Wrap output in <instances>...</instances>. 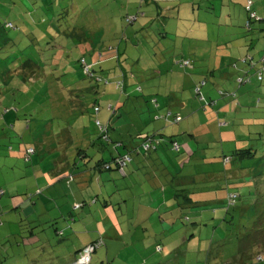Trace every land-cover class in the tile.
<instances>
[{
    "label": "rangeland",
    "instance_id": "obj_1",
    "mask_svg": "<svg viewBox=\"0 0 264 264\" xmlns=\"http://www.w3.org/2000/svg\"><path fill=\"white\" fill-rule=\"evenodd\" d=\"M52 1H61V6L65 7V10L70 8L74 10V7L69 3L70 0ZM183 1L192 2V0ZM214 1L219 0H212L211 2L202 0L200 3L198 2L199 10L196 16L194 14L186 19L183 17L177 18V15H174L171 19H167V25L164 26L157 22L152 23V31L146 28L141 33L139 29H142V27L139 26V21H135L129 26L123 24L125 12L120 14L117 23L110 22L113 13H117L115 8L120 3L115 7L106 0H82L81 10L84 15L82 16L76 12L72 13L75 15V17H71L74 24L69 25L71 27L66 29L68 30L66 34L70 33L73 28L86 26L88 36L93 37L95 35V42L98 40V35L101 37L99 39L101 42L96 43L94 47L95 50L100 44H103L104 48L106 47L108 50V46L115 47L120 41L123 43L130 41L131 49L125 48L123 50L127 52L125 55L127 61L124 65V61L121 63L126 71L127 82L124 90L121 91L118 88L119 86L116 85V82H120L122 79L120 65L116 61L102 62L101 64L103 73H105L104 70L111 68L105 75L110 80L108 85L103 83L94 84L92 80L88 79L79 62H77L81 56H85L87 60L90 58L91 51H93L92 46L89 43L78 44L76 39L69 37L61 40L48 37L47 40H50L51 45H62L65 52L58 56H52L54 52H51L50 47H45L47 52L42 53L43 55H37L43 60L39 63L37 68L39 72L35 76V80L41 82H38L35 87L38 88L44 84V90L41 87L37 94L30 92L27 97L20 95L18 98L20 103L16 104L15 107L14 103L11 105V110L15 113L17 111L25 113L23 116L24 121L30 124V130L26 132V136L21 137L19 135L18 141H21L22 146L24 144L33 146L39 153L42 146L47 148L53 142L54 145H57V143L64 145L67 138L64 132H67L72 139L73 146H71V149H75V146H77L87 150L93 148L90 147L89 142L87 143L89 136H91V139L97 136V129L94 124L95 118L100 119L102 123H107L110 117L109 105L115 108L116 106L121 107L118 108L117 113H111L112 118L118 115L117 120L109 124L111 127L118 126L120 122L121 125L124 124L123 127L125 128L128 127L129 129L131 126L140 129L145 134L146 131L154 132V129L151 128L156 126L157 121L153 119L151 113L147 110L149 107L144 106V112L149 113L141 115L142 121L136 118L133 111V104L137 100L135 97H138L137 101L142 100V105L144 97L153 95L163 97L162 93L155 91L161 81V78L157 76V72L161 70L165 74L167 71L170 74L174 73L179 80H182L184 86L180 89V100L176 102L172 100L167 104H178L180 108V104L185 103L188 105V111L182 113L180 110H175L182 116V120L179 124H171L167 128L170 131L176 130L177 127L186 128L187 131L184 132V130L183 132L187 137L185 142L181 143V151L182 154L184 151H188L189 154L188 157L185 153L178 157L180 160L187 159L182 169H178L176 163H173L168 173L173 176H177V173L181 176L189 175L195 180V183H187L186 187L192 194L193 201L197 203L194 206L185 205L182 215L180 213L179 218L177 217L176 227L182 228L183 231H175L174 236H165L161 240L163 223L162 226L160 224L152 226L151 223L143 222L146 224L145 228L147 230L139 227L137 236H127L128 228L124 229L123 227L125 221H120V224L117 222L118 214H122V209L118 208L116 202L114 208H116L118 214L114 212L112 215L114 219L111 216L106 218L105 212V216H103L104 213L92 212L91 216L81 220L79 215L76 214L77 211L70 208L68 195L65 196L60 193L52 197L47 195V197L42 198L37 195L38 191L34 190L35 186H33L36 180L33 177L35 173L38 182L43 180V175H45L43 171L45 169L44 163L38 162V154H36L33 161L31 160L26 167L22 166L21 163L14 164L12 160L6 158L5 151L6 149L9 150V147L12 149L17 145L14 141L9 143L8 139H5V141L0 142V174H3L0 179V189H4L6 193L5 184H8L13 191L23 194L22 196L26 197V200H32V203H36V207L32 214H27V211L21 208L8 207L3 208L2 211L0 207V264H79L75 261L79 259L78 255L70 259L77 250L84 247L82 239L75 235L74 231L82 225L91 227L96 221H98L97 225L101 228L105 226L109 231L107 235H104L106 240L107 237L112 236V230H115L114 234L116 233L117 236L121 237L116 242L111 240L107 248H109L110 253L122 251V255L119 254L118 257H114L115 260H112L113 256L109 253L105 255L104 246L102 247L104 252H98L95 257V254L91 253L90 256L93 254L92 257L85 264H264V174L262 173L261 176V173L257 170H255L256 173L251 174L254 176L253 180H255L258 187L261 186L259 195L262 198L252 200L247 194V188H244L245 191L243 192L242 189H238L236 191L239 198L236 205L232 209H227L225 205L227 197L225 188H230L229 183L231 181L229 182V177L235 166L239 164L235 163L230 168L231 165H224L222 161L223 155L230 156L233 151L247 149L248 147L257 149L254 161H262V158H264V110H259L258 107L251 109L255 118L252 117L250 120H248V115L242 112L232 121L222 112L218 113L221 105H229V103L223 102L224 100L228 101V98L221 99L219 97L218 89L225 92L235 91V93L240 91L235 86L236 80L233 76L240 74L238 70L243 69L239 62L245 49L241 47L236 49L235 47L238 44L235 40H240L239 43L242 40L247 42L250 38H254L255 32L252 31L247 34L244 28L239 29V33L232 32L226 20L225 14L227 11L222 13V0L220 2ZM1 2L6 6V8L1 9V12L7 10L8 15L15 20V15H10L12 11L7 9L11 7L12 0ZM243 2L246 4L245 0ZM260 2H263V0H253L252 6L258 19L264 15V10H259ZM242 5L244 4L242 3ZM26 7L31 11L33 10L30 5ZM121 8L125 10L124 7ZM241 10L236 9V14L238 18L244 19L245 13ZM240 11L241 13H239ZM43 12L45 17L44 22L41 24L47 25L49 18L53 15L48 12L47 16L46 11L43 10ZM129 12L127 16L133 15L131 10ZM0 18L2 19L1 22H5V13H2ZM55 24L54 21L55 30L59 36L62 35V32H58L61 27L58 29ZM234 26L236 28L242 27L241 24L236 23ZM14 30L16 31V29ZM10 31H13V29ZM137 31L139 37L135 38ZM109 34L116 35L111 36ZM48 53L50 54L46 55ZM182 59L192 62L193 69L185 70L178 67L175 63ZM137 60H140L138 64L136 63ZM159 61H163V64L159 65ZM219 61L220 65L218 64ZM227 62L235 63L238 67L237 69L229 67L228 72H230L231 81H227V84L224 85L223 82L220 83L223 79L219 78L218 73L227 69ZM217 64L218 70L217 73H214L215 77H213L214 75L208 73L207 67L214 68ZM98 66L97 64L95 66L94 70L96 72L100 70ZM220 66L223 69L220 70ZM191 73L193 79L197 81L200 79L206 80V85L201 90L205 96L204 102L197 98L193 88H188L190 84L188 77ZM74 82H78L82 88L88 89L91 85H97L95 93L92 90L90 92L86 90L72 94L74 87L71 84ZM133 82H135V85ZM199 82H202V80ZM244 86L241 87V90H245ZM138 87L141 88V91L137 89ZM246 88L248 90L252 89L251 92L253 93L251 95H253L255 104L259 102L256 100L257 98L264 97V93H262L264 86L259 85L257 82H253ZM127 96L131 98H127ZM81 97H86V99ZM78 101L85 108L82 113H78L81 110L74 112L75 109H81L75 106ZM210 101L218 102L214 106L215 110L209 106L203 110V106L210 103ZM94 103L100 108L96 117L92 108ZM161 103L163 104V100H161ZM123 105L130 107V111L126 114L124 110L127 111V109ZM5 106H8V104L5 103ZM45 112L50 114L47 120L43 119L42 116ZM9 120V118H6L7 123L10 122ZM158 121L157 126L164 123L162 120ZM7 128L1 127L2 130ZM9 130H11L10 126ZM43 131L44 133H42ZM83 131L86 132V135ZM110 131L113 132L112 129ZM52 133H55L54 137H52ZM189 134L192 135V138H189ZM138 142H140V139L135 136L125 143L137 146L139 145ZM188 144L191 145V150L188 149ZM74 149L68 155L72 159L76 156ZM121 150L124 151V149ZM100 156H103L106 160L110 159L108 151ZM100 156L99 154L94 155L91 162L96 158H100ZM77 159L80 163L83 158ZM9 167H13V169L11 170ZM79 167V171L83 170L85 172L83 165ZM35 170L37 171L35 172ZM91 173L92 177L97 178L93 171ZM200 177L204 178V181H201ZM75 178L77 177L75 176ZM171 180L163 179L162 185L157 186V190L152 193V198L158 201L152 208L153 214L151 215L154 217L159 216L157 210L163 206L161 204L163 202V198L161 199L162 192L160 191H163L164 187L167 188L166 198L172 192L167 187L170 186L169 182ZM41 185L39 184V186ZM26 189L30 190L29 193L24 191ZM150 189L152 190V188ZM6 196L7 194L2 195L1 198ZM48 197L49 199H47ZM106 201H108V198H106ZM97 202L101 210L103 207L101 199L94 204L89 202L88 205H96ZM71 203H73V199ZM134 207V201L128 204L127 212L129 215H132ZM67 209L70 210L72 218L69 219L70 223H67L68 228L65 229L62 225V219L52 220L50 216H56L58 210L66 213ZM174 210L178 212L177 207ZM5 213L7 214L5 215ZM181 216L182 220L188 218L197 225L183 224L179 221ZM129 221V225H133L131 220ZM183 232L185 236L181 234ZM34 236L35 238L32 240ZM155 239L157 241H154ZM128 250L134 253L130 258L123 256Z\"/></svg>",
    "mask_w": 264,
    "mask_h": 264
},
{
    "label": "crops",
    "instance_id": "obj_2",
    "mask_svg": "<svg viewBox=\"0 0 264 264\" xmlns=\"http://www.w3.org/2000/svg\"><path fill=\"white\" fill-rule=\"evenodd\" d=\"M1 1H5V0H1ZM1 1H0V15L2 13H5L6 20L5 22H1L2 19L0 18V142L4 141L7 137L8 138L10 137L9 135L10 130L7 128L9 124H11L10 126H12V129H13L12 135L14 136L11 139L9 138L10 142L11 141L17 142V140H19L17 135H20L21 137L26 136V132H29L30 130V124L24 121L23 116L25 115V113L21 111H17L16 112L17 116L15 118H13V115H12L14 111L11 110V105L13 103L14 105L20 103L18 101V98L20 97V95L17 96L15 94V96L13 97L14 100H12L9 97V95L11 94V92L13 93V91H15L14 89H17V91H15L17 93L18 92L23 93L24 97H27L30 92L35 93V94L39 93V90L41 87L44 90V87H45L44 84L42 86L39 85L40 87L38 88L35 87L38 84V82L41 83L40 80H38V82L35 80V76H37L39 72V70H37L39 63H41L43 60L42 58H39L37 55H43L42 53H46L47 51H45L46 49L45 47L47 48L50 47L51 52H54L52 56H58L59 54L65 52V48L62 45H58V44L51 45L50 40H47L48 37H52L53 39H58V40L59 39L61 40L67 37L75 39L76 38L75 35H81V36L88 37V42H86V44L89 43L92 46L93 51H91L92 55L90 56V58L88 60L87 59L85 60L88 61V63L90 64H96L98 61L100 62L101 61H104V62L116 61L120 65L121 74L124 72L126 75V71L123 65L125 64L127 60L125 59L126 53L123 50L125 48L131 49L130 44H128L127 42L123 43L122 41H120L119 44L116 45L117 46L116 48H119L118 57H116L115 54H112L111 55L112 58L110 57L107 58L104 55L99 54L100 52H105L107 50L106 47L104 48L103 44L98 45V47H96L97 48L96 50L94 48L96 43L101 42V40H99L101 37L98 35V40L97 42H95L94 41L95 35H93V37L91 36L89 37L87 34L88 30L86 26L83 25L80 27L78 26L76 28H73L72 31L75 32V34H73L74 36L70 34L72 31L66 34V32H68V30L66 29L69 27V25L74 24V22L71 21V17H75V15H73L72 13L76 12L82 16L84 15V13L82 14V10H81L82 0H70L69 3H71L72 7H74V10L71 8L65 10L64 9L65 7L61 6V3H60L61 1L55 2L52 0H19V1L12 0L11 7L7 9L12 11L10 15L11 14L15 15L16 17L15 20L8 15L7 10H4L3 12H1L2 8H6V6H4ZM106 1L110 2V4L112 3V5H114L115 7L117 6L118 3H120V5L117 8H115V11L117 13L115 14L113 13V16H111L110 22L117 23V20L120 14H123V12H125V16H126V15H129L130 13L129 10H131L133 14H136L137 11H143L144 16L142 17V19L139 20V26L142 27V29H139V30L142 33L146 28L151 29L152 23L155 24L157 22L158 24H162L164 26L167 25L168 24L167 19L169 18L171 19L174 15H177V18L183 17L186 19L191 17L194 14L196 16L199 10L198 2L200 3L202 0L200 1L192 0L191 3H188L187 1H183V0H147L144 3L140 2V0H106ZM211 1L212 0H209V2ZM243 1L244 0H222L221 1L222 13L227 11V13L225 14L227 17L226 20L228 21L230 25V29H232L231 31L234 33L236 32L239 33V29H242V27L240 26L236 28L234 24L235 23L241 24V26H243L246 20L245 18L244 19L238 18L236 14V9H242L241 11H243V7H242ZM214 2H220V0L214 1ZM27 5H30L33 10L31 11V9L26 7ZM259 6H260L259 10H264V0L263 2L259 3ZM121 7H124L123 9L125 10H122ZM43 10L46 11L47 16H48V12L53 15L52 17L49 18L47 25H43L44 23L41 24L42 22H44V17H45V13L43 12ZM241 11L239 13H241ZM260 17L262 18L260 23L255 25V27L258 28V30H260V31H257L258 34L260 35L259 37L258 35H255L254 37L257 38L259 43H261L259 50H263L264 49V15ZM39 18L40 20H38ZM54 21L56 22L55 25L58 27V29L61 27L60 30L58 31L59 33L62 32V35L60 36L55 30V27L53 25ZM4 23L5 24L10 23L12 25V28H6L3 25ZM12 29L13 31H10ZM14 29H16V31ZM149 31H152V29ZM136 33H138V31ZM109 35L115 36L116 34H109ZM235 41L238 44V46L235 47L236 49L240 47L244 48V46L247 44L245 40H242L240 43H239L240 40L238 41V39ZM245 52L246 51L244 50V53ZM49 54L50 53L46 55H49ZM123 61L124 63L122 65L121 63ZM136 63L138 64L139 62L137 61ZM34 64H37V66H35ZM158 64L159 65L163 64V61H159ZM218 64H220V61L218 62ZM108 69L111 70V68H108ZM171 74L175 76L173 73ZM171 74L169 73L163 74L161 70L157 72V76L160 77L162 80L157 85L155 91L162 93L168 99L167 101H163V104L162 106H160L158 113L165 114L170 111L172 113L174 112L175 114L179 115L178 111H175L174 109L175 107H178L179 105L178 104L175 105L173 103L168 105L167 102L172 101V100L173 102H176L179 100V97L178 95L176 96L174 90L176 88L182 89L184 84L182 83V80H177V78L175 79L172 78V81H171L170 79ZM105 75H101V76L104 77ZM222 79L224 80V78ZM124 82L125 83L127 82L126 77L124 78ZM133 84L135 85V82H133ZM14 85H17L18 88H14L13 87ZM72 86L74 87L73 92H71L72 94L73 93L75 94L81 91H86V90L90 92L91 87H92L91 85L89 89L82 88V86L78 82H74ZM130 86L132 85L130 84ZM192 87H193V81L190 82L188 88L191 89ZM127 98H131V97L127 96ZM151 98H155L159 101L162 100L161 95L147 96L143 98L144 102L142 105V100L139 99L140 101H137L138 97H135V99L137 100L135 104H133L134 106L133 111L135 112L136 118L138 120L142 121L143 119L141 115L149 113V112L151 113L154 119V116L156 115V111H154V109L149 103V100ZM5 103H7L8 106H5ZM228 103H229L228 106H225V104L224 106L221 105L220 109L218 110V113L222 112L224 115H227L228 112H224V111H226L229 108L230 110L229 113L232 114V119H231V116L229 118L232 121L240 113H239L238 108H236V105L234 102H228ZM75 106L76 107L82 106V104L78 101V103ZM119 106H120V103H119ZM123 106L125 107V105ZM144 106L149 107V109H147L149 110V112H144ZM118 108H121V107L116 106L112 114L117 113ZM125 108L127 109V111L124 110V113L126 114L130 111L129 109L130 107L127 106ZM84 109L85 108H83L82 110L75 109L74 112L75 111L78 112L79 110H81L78 113L80 112L82 113ZM178 110H180L182 113H187L188 105L185 103H181L180 108ZM131 111H132V108H131ZM42 116H43V119L47 120L50 114L48 112H45L44 114H42ZM6 118L10 119L9 123L6 122ZM116 118H118V115L115 118H110L111 120L108 118L107 120L108 124H110L111 122L114 123L117 120ZM248 120H250V118ZM29 121L31 122V119ZM158 122L159 121L156 122V126L154 128H151V129H154V132L150 133L146 131V134L147 133L153 134L155 132L156 133L160 132L163 135L169 136L170 134L176 133V132H178L179 134L186 129L184 127L182 128L177 127L176 130L174 129L173 131H170L167 128L169 127V125L165 124L164 122L163 124H160L157 126ZM229 124L230 123L228 122V125ZM123 126L124 124L121 125L120 122L118 123V126L111 127V125H109L110 129L113 130L111 134V138H112L111 140L117 143L122 142L125 145V146L123 145V147L126 149L125 151L128 153H131L132 150L135 148V146L127 145L125 142H128L130 139L132 140V138H134L135 136L137 137V131H140L138 134L141 136H144L146 134L142 133L140 129L132 128L131 126L128 129V127L125 128ZM1 127L7 128V129L2 130ZM186 131L187 130H185L184 132ZM42 133H44V131ZM84 134L86 135V132H84ZM64 135L67 136L64 142V145L59 144V143H57V145H54V142H53V143H50L47 148L42 146L41 151L37 153L39 157L38 162L39 160L40 162L42 160H45L46 156L48 157L49 155H52L55 152L62 154L61 157L53 160L52 162L53 167H50L52 170L46 169V168L43 169L45 173V175H43V180H40V182H38L39 180L36 179L35 177L36 174L34 173L35 176L33 178L38 183V186L35 187L36 190L38 191V194H39L38 196H41V198L47 197V195H49V197H52V196H55V194L59 195L60 193L64 194L65 196L68 195L70 208L72 205L71 204L72 202L71 198H72L74 200L73 203H75L72 208L75 211H77L76 214L79 215V218L81 220H83L87 216H91L92 212H96V213L105 212L106 216H105V213L103 214V216H105L106 218H110L111 216L114 219L112 215L114 214V212L116 213V208H114V203L116 202L118 204L117 205L118 208L122 209V214L119 215L118 213H116L118 214L117 222L118 224H120L121 223L120 221H125L123 222V227L124 229L128 228L126 234L127 236H130V237L137 236V233H138L137 229L139 227H141L143 230H147L145 228L146 224H144L143 222L151 223L152 226L156 224H160L162 226V223H163V227H162L163 236L160 238L161 240L165 238V236H171V235L174 236L175 231L182 230V228L176 227L177 220L179 218L178 216L180 213L174 210V208L177 207V209H179L178 206L183 205V204L189 205V206H194V204H197L193 201L194 198H192V195L190 194L189 189L186 187L187 183L188 184L195 183V180L189 175L181 176L180 174H178L177 176H173L168 173L170 171V166H167L166 164H164V161L170 162L171 160L169 156L170 152H168L167 150L168 147L159 148V150L156 151V153H153L147 156V158L140 157L137 154L136 155L132 154L133 163L135 166L132 165L129 167V169L127 167L128 170L126 171L125 175L122 176L123 179H120V177H118L116 173H114L115 171L108 172V173H102V174L98 172L99 173L98 174L96 170L94 171L90 169L88 170V167H86L84 164L86 163L85 161L88 159L87 157L88 154L92 152L91 151L92 149L88 150L87 152L85 151L80 152L78 147L75 146V149L73 148L76 153V156L74 155L75 159L77 157L83 158L81 160V163L82 165H84L85 172L78 174L77 176V181H79L78 185L75 186L74 189H72L71 187H67V186L66 188H64L63 187L64 183L56 180V176L61 177L62 174L68 171L69 169L68 167H70L66 159L68 158L67 155L73 150L71 149V146H73L72 139L69 133L64 132ZM54 136H55V133H52V137ZM188 136L189 138H192L191 134H189ZM94 138L95 136L93 137V139ZM93 139H91V136H90L87 140V143L88 142L90 143V147L97 148L98 143L92 142ZM188 146L191 150L192 148L191 145L188 144ZM20 150H21L20 148H17V149L13 148V150L10 152V156H12L11 158H13L16 161L20 159L19 158L20 155L18 154ZM7 153L8 152L6 150L5 154ZM178 160L176 158L174 159V162L173 161L171 162L177 163ZM21 164L22 166L26 167V164L22 162ZM9 169L12 170L13 167H9ZM36 171L37 170H35V172ZM91 171H93L94 174L97 175V178L92 177ZM1 175L3 174H0V179H1ZM24 177L26 176L24 175ZM163 179L167 181L169 179H172L169 182L170 186H167V187H169L171 191L175 189L176 191L175 198L177 200L172 198V194H173L172 192H170V196L166 198L165 192L167 188L163 186L164 187L163 191L162 190L160 191L162 192L161 199L163 198V202H161V204L163 206L161 207V209H158V210L155 209L158 211L159 216L154 217L153 215H151L153 214L152 208H153V205L157 204L158 201L152 198V193L153 191L157 190L158 188L157 186H160V184L162 185ZM199 179L201 181H204V178L202 177H200ZM54 180L56 181L54 182ZM81 182L84 184H82ZM39 184H42V185L39 186ZM5 186L9 188L8 184ZM150 188H152V190ZM182 190L185 191L184 192L185 194H183V196H182V193H180L182 192ZM186 192L189 193V198L191 200V201L188 200L189 201L188 203H186L187 198H185V195L187 194ZM92 195L96 196L98 201L100 199L102 200L103 207L101 210H100V205L98 202L96 205H91V206L85 205L87 204L86 201ZM49 197L47 199H49ZM106 198H108V201H106ZM79 200L80 202L85 203V204L83 207H80L79 209H77L75 205L77 204L76 201H79ZM132 201H134L135 207L132 212V215H129V213L127 212V206ZM155 201L156 203H154ZM11 204L15 205L17 209L21 208L27 211V214H30V213L32 214L35 211V207H36V203H32V200L30 201H28V199L26 200L25 197L12 199ZM67 215H68V218L66 219ZM56 217L57 219L60 218L63 220L62 225L65 229H67L68 228L67 221H69V219L72 218L70 210L67 209L66 213H63L61 210H58V212L56 213ZM129 220H131L133 225H129L130 223ZM73 222L78 224L74 220ZM97 224H98V221H96L91 227L82 225V227H79L78 230L74 231V233L75 235H77L79 238L82 239L83 246L92 243V241L98 239L99 237H102L103 239H105V242H106L105 250H104L105 252L102 251L101 249L94 253L95 254L94 257L96 256V254H98V252L100 253L101 251L104 252L105 255L109 253L111 256L116 255L115 258L118 257L119 254H122V251H116V252L110 253L109 248H107V245H110L111 240H115L116 242V240L121 239V237L117 236L116 233L114 234L115 230H112L113 231L112 236L107 237V240H106L104 235H107L109 231L107 230L105 226L101 228ZM193 224L194 223H192V226ZM184 232L181 234L185 236ZM34 238L35 236L32 238V240ZM151 240L153 241L152 237H151ZM154 241H157V239H155ZM125 245L127 244L125 243ZM79 251L81 250H77L70 259L77 257L78 253H80ZM133 254H134L133 251L129 252L128 250L126 254L127 255L126 258H130L131 256H133Z\"/></svg>",
    "mask_w": 264,
    "mask_h": 264
},
{
    "label": "trees",
    "instance_id": "obj_3",
    "mask_svg": "<svg viewBox=\"0 0 264 264\" xmlns=\"http://www.w3.org/2000/svg\"><path fill=\"white\" fill-rule=\"evenodd\" d=\"M145 1H147V0H140V2H143V3ZM245 1H246V4H245V2H243L244 5H242V7H243V12L245 13V19L246 20H245V23L242 26V28H244V31L247 34H248V32L250 33L252 31H254L255 35H258L257 31H260V30H258V28H256L255 25L259 24L262 18L259 17V19H257L256 13L253 11V7H252L253 6V0H251L252 5H251V8H249V9L247 7V1L248 0H245ZM251 14H253L255 16V18H251L250 17ZM143 16H144L143 11H137L136 14H133V15H130V16L126 15L125 18H124L123 24H126L127 26H129L130 24L134 23L135 21H139ZM3 25L5 26V23ZM70 34L73 35V34H75V32L72 31ZM70 34H69V36H70ZM75 37H76L75 39L77 40L78 44H84V43L88 42V37L81 36V35H75ZM138 37H139L138 33H135V38H138ZM142 38H144V37H142ZM127 43L130 44V41H128ZM134 45H137V44H134ZM260 45H261V43L258 42L257 38L256 37H254V38L252 37V38L249 39V41H247V44L244 46V49H245L246 52L244 53V55H242L243 57L241 56L240 62H239L243 66L242 67L243 69H239L238 70L240 74H238L235 77L233 76V78L236 80L235 81V86H236L237 89L239 88L238 90H240V91L238 93H235V91H233V92H229V91L225 92L223 90L218 89V91H219L218 95H219V97L221 99H227L228 98V101L224 100L223 102H225V103L234 102L235 105H236V108H238V110H239V113L242 112L243 114L248 115V119L249 118L251 119L252 117L255 118V115L252 114L253 111H251V109H255V107H258L259 110H262V111L264 110V102H263L264 101V97L260 98V99L257 98L256 100H258L259 102H257V104H255V102L253 101V95H251L253 93V92H251L252 89L248 90L246 88V86H249L253 82H257L259 85L264 86V52H263L264 49L263 50H259L260 49ZM116 47L117 46H115V47H111V46L109 47L108 46V48H109L108 50H106L105 52H100L99 54L104 55L107 58L108 57L112 58L111 57L112 54H115L116 57H118V54H119L118 49L119 48H116ZM255 47H256V49H255ZM125 53H127V52H125ZM85 59H86L85 56H81L77 60V62L80 63L82 71L85 73L86 76H88V79L92 80L94 84L103 83V84L108 85L110 80H108L105 76L104 77L101 76V75H105L108 72V70H109V69H106V70H104L105 73H103L101 64L104 61H101V62L98 61L96 63L97 65H99L98 67L100 68V70H98L96 72V70H94L96 64H90ZM137 61H140V60H137ZM183 62H188L189 65L188 66H182ZM175 64L178 67H180L182 69H185V70L193 69L192 68L193 67L192 66V62H190L187 59H182V60H180L179 62H177ZM34 65L37 66V64H34ZM226 66H227L226 70H223V71L218 73L219 78H221V79L224 78V80H222L220 82V83L223 82L224 85L227 84V81L228 82L231 81V78H230L231 75H229L230 72H228V69H230L229 67H231V68L233 67L235 69H237V67H238L235 63H231V62H227ZM220 67H221L220 70L223 69L222 66H220ZM207 68H208V71H209L208 73H210L212 75H214V73L218 70V66L217 65L214 68H212L211 66H208ZM85 69H87V70L85 71ZM167 73L170 74L169 71H167ZM163 74H165V73H163ZM121 75H122V79H121L120 82H116V85H118L119 86L118 88H120L121 91H123L125 86H126V83L124 82V78L126 77V75H125L124 72ZM192 75L193 74L191 73V74H189V77H188L190 82L193 81V87L192 88H193L197 98L200 101L204 102L205 101V96L202 94L201 90H202V87L206 85V80L205 79H200V80H202V82H199L200 80L197 81V80L193 79ZM213 77H215V75ZM172 78H174V79L177 78V80H179L177 76H173L171 74L170 75L171 81H172ZM160 80H162V79H160ZM96 86L97 85L91 87V90H92L93 93H95V87ZM242 86L245 87L244 88L245 90H241ZM13 87L14 88H18L17 85H14ZM137 89L139 91H141L140 87H138ZM180 89L181 88H176L174 90L176 96L178 95V97L180 95ZM14 90L17 91V89H14ZM15 91H13V93L11 92V94L9 95V97L12 100H14L13 97L15 96V94L17 96L24 95L23 93H20V92L17 93ZM262 93H264V88L262 90ZM81 98L82 99L83 98L86 99V97H81ZM161 98H162L163 101H167L168 100L167 97H165L164 95ZM149 103L152 106V108L154 109V111H156V115L154 116V120L155 121L162 120L163 122H165V124H167L169 126L171 124H175L176 125V124H179L181 122L182 116H180V114L178 115V114H175L174 112L172 113L170 111L168 113H165V114L158 113L160 106H162L161 101H159V100H157L155 98H151L149 100ZM217 103H218L217 101L216 102L215 101H210V103H208L207 105L203 106V110L207 106H209V107H211V109L213 108V110H215L214 106H216ZM14 107H15V105H14ZM108 107L110 108L108 110L109 113H110V117H109V119H110V118L113 117V115L111 113L114 112L115 107H113L112 105H109ZM78 108H81V110H82L83 109V105L82 106H78ZM92 108H93L94 116L96 117V115L100 111V108H98L95 103L92 105ZM174 109L178 110L179 108L175 107ZM16 110H18V109L16 108ZM224 112H228L227 116L228 117L231 116V119H232V114L229 113L230 110L224 111ZM12 115H13V118H15L17 116V113L13 112ZM178 118H179V120L177 121ZM94 122H95L94 123L95 127L97 129V136H95V138L92 140V142L98 143V147L97 148H92V150H91L92 152L89 153L88 156H87L88 159L85 161L86 163L84 165L86 167H88V170L89 169L93 170V171L96 170L97 173L100 172L101 174L104 173V172L108 173V172L115 171L114 173H116V175L118 177H120V179H123L122 176L125 175L126 171L129 169V167L134 165V163H133V155L132 154H135V155L137 154L140 157L147 158V156H149V155H151L153 153H156V151H158L159 148L168 147L167 150H168V152H170V154H169L170 159H171L170 162L172 161V159H176L177 158V160H178L179 159L178 158L179 155H183L184 153L187 154V157H188V154H189L188 151H184L183 154H182V151H181L182 150L181 143L184 142L185 138L187 137V135H185L183 131L181 133H179V134L178 133L177 134H170L169 136L163 135L160 132H158V133L155 132L153 134H148L147 133L143 137H141V135L138 134L140 131H137V138L140 139V142H138L139 145H137V146L135 145V148L132 150V152L128 153V152L125 151V148L123 147L124 144L122 142L117 143V142L111 140L112 139L111 138L112 132L109 129L110 127H109L108 122L107 123H102L100 121V119H96V118H95ZM10 125L11 124H9L7 126L8 129H9ZM10 129L11 130L9 131L10 132L9 133V135H10L9 138L11 139V138L14 137L12 135L13 134L12 126H10ZM17 137L19 138V135H17ZM9 138L7 137L6 139H8V141H9ZM9 143H10V141H9ZM15 144L17 145V147H12V149H11V147L8 146L9 150L6 149L7 152H8L6 154V158L12 160V162L14 164H16V163L18 164V163L22 162V163L26 164V166H27V164L30 163L31 160L33 161V159L35 158L34 156H36V154H37L36 149L33 146H27V145H23L22 146L21 145V141H18V140H17V142H15ZM13 148H15V149L20 148L21 149L19 152L17 151L18 154L20 155L19 156L20 159H18L17 161L14 160L13 158H11L12 156H10V152L13 150ZM78 149H79L80 152L81 151L87 152L88 150H90L89 148L88 149L86 148L87 150H85L84 148H78ZM121 149H124V151H122ZM188 149H189V146H188ZM105 151H108V153L110 154V159H108V160L104 159L103 156H100L101 154H104ZM256 151H257L256 148L254 149V148L248 147L247 149L235 150V151H233L230 154V156H225V155L222 156V161L224 162L223 164L224 165H226V164L227 165H231L230 168H232L235 163L239 164L238 166H235V169H233V173L229 177V182L231 181L229 183L230 188H225L226 189V196H227L226 199H225V205H226L227 209H232V207H234L236 205V201L239 198L238 192L236 191L238 189H242V192H243V191H245L244 188H247L248 189L247 190V194L250 196V198H252V200L255 199V198H262L261 195H259L260 194L259 190H260L261 186L258 187V185L253 180L254 176H252L254 173H256L255 170H257L259 173H261V176H262V173L264 174V158H262V161H254V156L256 155ZM97 154H99L100 158H96L95 160H93L91 162V160L93 159V156L97 155ZM176 155H178V156H176ZM61 156H62V154L55 152L52 155H49L48 156L49 158L46 156L45 160H42L41 162L39 160V162L40 163H44V166H46L45 167L46 169L52 170L50 167H53V165H52L53 160L56 159V158H59ZM124 157H127L128 161H126L124 163V167L121 168L119 166V162ZM37 158H39V157H37ZM77 158L76 159L75 158L72 159V157L68 156V158L66 159L68 161V163H69V166H70V167H68L69 168L68 171H66V173L62 174L61 177L60 176H56V180L64 183L63 184L64 188H66V186H67V187H71L72 189H74V187L77 186L78 182H79V181H77V178H75V176L77 177L79 173L84 172L83 170L79 171V169H80L79 166H81L82 164H81V162L78 163V159ZM186 160L185 159H182V160L179 159L177 161L176 164H177L178 169H182L183 168V164H186ZM170 162H167V161L165 162L164 161V164H166L167 166H170V169H171V164L173 165L174 160H173V162H171V163ZM32 164H34V162H32ZM84 165H83V167H84ZM127 167H128V169H127ZM178 174L179 173H177V175ZM56 180H54V182ZM5 185H7V184H5ZM33 186L37 187L38 183L34 182ZM8 189H9V191H8ZM115 189H117V188H115ZM34 190H36V188ZM184 190H182V192H180V193H182V196H183V194H185ZM24 191L25 192L27 191L29 193L30 190L26 189ZM172 193H173L172 194V198L176 199L175 198V195H176L175 189H174V192L172 191ZM6 194H7L6 197L1 198L2 195H6ZM22 195L23 194H20V193H17L15 191H13L11 186L9 188H7V192L6 193L4 192V189H0V207H1V210L3 211V208L6 209L8 207L16 209V206L11 204V200L15 199V198L23 197ZM29 195L31 196V194H29ZM37 195H39V194H37ZM27 198H28V196H27ZM185 198H187L186 199V203L191 201L190 198H189V193H187L185 195ZM71 200H72V198H71ZM96 200H97L96 196H90L88 201H86L87 204L82 203L79 200V201H76L77 204L75 205V207L77 209H79L80 207H83L84 204L88 206L89 202L94 203V202H96ZM201 203H203V202L201 201ZM71 204H72L71 205V208H72V206H74L75 203H71ZM178 207H179V209H177V210L182 215V212L184 211L183 208L185 207V205L184 204L183 205H179ZM6 214L7 213H5V215ZM51 217H52L51 218L52 220H56L57 219L56 216L55 217L51 216ZM179 221L183 222V224L190 223L192 225V221H190L188 218H185V219L182 220V216L180 217ZM67 222L70 223V221H67ZM193 225H197V224L194 223ZM105 244H106L105 240L102 237H99L98 239L92 241V243H90L87 246L93 247V254H94L95 252H97V251H99L101 249L103 250L102 247H104ZM87 246H84L82 249H84ZM95 246H97V247L94 248ZM79 252L80 253H78V256H81L82 252L81 251H79ZM126 254L123 255V256L126 257L127 256ZM92 255L90 256V258L92 257ZM115 256L116 255H113L112 260H115V258H114Z\"/></svg>",
    "mask_w": 264,
    "mask_h": 264
},
{
    "label": "built area",
    "instance_id": "obj_4",
    "mask_svg": "<svg viewBox=\"0 0 264 264\" xmlns=\"http://www.w3.org/2000/svg\"><path fill=\"white\" fill-rule=\"evenodd\" d=\"M252 2L251 0L247 1V7L248 9L251 8ZM251 18H255V16L253 14L250 15ZM258 19V18H257ZM6 28H12V25L10 23H6L5 24ZM189 63L188 62H183L182 66H188ZM87 69H85L86 71ZM179 120V118L177 119V121ZM128 161L127 157H124L120 162H119V166L122 168L124 167V163ZM97 246H95L94 248H96ZM93 253V247L87 246V248L85 247L81 253V256L79 258V260L77 262H79V264H85L87 262H89V258H90V254Z\"/></svg>",
    "mask_w": 264,
    "mask_h": 264
},
{
    "label": "clouds",
    "instance_id": "obj_5",
    "mask_svg": "<svg viewBox=\"0 0 264 264\" xmlns=\"http://www.w3.org/2000/svg\"><path fill=\"white\" fill-rule=\"evenodd\" d=\"M83 250V249H82ZM82 250H81V252H82ZM79 258H80V256H79ZM79 260V259H78ZM78 260H75V261H78Z\"/></svg>",
    "mask_w": 264,
    "mask_h": 264
}]
</instances>
